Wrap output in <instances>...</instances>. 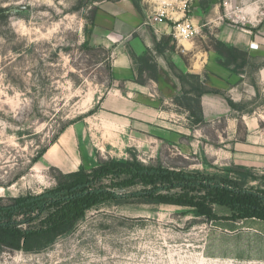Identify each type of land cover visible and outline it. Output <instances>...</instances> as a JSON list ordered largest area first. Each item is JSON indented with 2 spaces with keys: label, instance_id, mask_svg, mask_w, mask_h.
<instances>
[{
  "label": "rangeland",
  "instance_id": "rangeland-1",
  "mask_svg": "<svg viewBox=\"0 0 264 264\" xmlns=\"http://www.w3.org/2000/svg\"><path fill=\"white\" fill-rule=\"evenodd\" d=\"M109 1L116 0H0V196L6 200L56 187L61 172L81 164L90 169L111 159L216 172L208 169L214 166L212 160L200 153L184 157L157 143L128 145L97 121L100 98L114 83L112 45L102 43L104 34L96 24L101 4ZM135 2L152 15L164 11V19L172 18L173 24L175 18H190L194 7L204 6L214 19L226 14V24L249 22L245 7L264 16V0ZM207 20L199 23L201 30L193 39L203 48H214ZM168 36L176 49L177 38ZM70 126L73 146L62 153L59 165L41 163L43 156L33 163ZM203 131L216 137L212 126ZM135 188L140 187L128 190ZM131 200L93 208L74 229L44 248L27 251L0 245V264H264L226 260L230 254L257 255L256 248L235 252L231 242L226 243L222 227L232 214L228 206L214 204L222 219L210 220L189 206Z\"/></svg>",
  "mask_w": 264,
  "mask_h": 264
},
{
  "label": "crops",
  "instance_id": "crops-1",
  "mask_svg": "<svg viewBox=\"0 0 264 264\" xmlns=\"http://www.w3.org/2000/svg\"><path fill=\"white\" fill-rule=\"evenodd\" d=\"M243 12L249 18L247 23L226 24V14L214 19L207 8L202 7L198 10L194 7L189 18L198 26L203 18L208 19L211 29L208 37L214 36L248 53V64L234 71V65L228 68L219 63L220 55L215 48L211 45L203 48L195 39H177L176 49L158 53L155 41L173 34L171 18L154 22L152 13L147 9L140 13L132 0L101 4L96 24L104 34L102 43L112 45L114 77L112 87L99 101L97 121L103 130L110 129L117 140H125L128 145L157 143L184 157L200 153L201 157L204 155L212 160L214 166L208 169L214 167L219 171L245 166L264 174V16L257 17L256 10L253 12L251 7H245ZM252 43L258 48H251ZM148 49L156 55L158 79L145 72V81L140 82L130 50L141 54ZM182 53H190V57L185 59ZM171 64L178 70L197 73L203 78L207 76L206 85L219 90L202 95L204 123L201 125H193L187 110L177 109L174 98L182 93V83ZM252 64L258 67L253 68ZM229 99L237 106H232ZM204 126L216 130L214 139L203 131ZM73 129L70 126L61 133L58 141L43 155L41 163L59 165L62 153H69L73 146ZM67 133L64 143L62 139ZM263 223L264 219L255 217L227 220L226 227H222L226 229V243L231 242L235 252L256 248L257 255L230 254L226 255V260L263 263Z\"/></svg>",
  "mask_w": 264,
  "mask_h": 264
},
{
  "label": "trees",
  "instance_id": "trees-1",
  "mask_svg": "<svg viewBox=\"0 0 264 264\" xmlns=\"http://www.w3.org/2000/svg\"><path fill=\"white\" fill-rule=\"evenodd\" d=\"M133 2L137 10L143 13L142 7L135 0ZM169 37L163 36L155 41L158 53L174 49L170 46ZM209 38L220 55V64L228 68L234 65V71L248 64L246 51L214 36L210 35ZM130 54L136 65L138 81H145V72L158 79V62L151 49L141 54L130 50ZM171 66L182 83V93L174 98V102L189 111L194 119L193 125L204 123L201 97L206 92L219 90L206 85L207 76L203 78L197 73L178 70L174 64ZM252 66L258 67L256 64ZM229 102L237 106L231 99ZM58 138L56 136L51 144ZM48 148L40 151L33 163L39 161ZM61 173L62 178L56 187L9 200L0 196V245L27 251L44 248L58 236L74 229L93 208L124 204L131 199L144 203L189 206L197 216L210 220L222 219L214 211V204L225 205L232 210L228 219H264V174L258 175L245 166L209 172L170 168L162 164L147 165L138 160L111 159L90 169L81 165L77 170ZM253 182H260L259 186ZM131 187L140 188L129 191Z\"/></svg>",
  "mask_w": 264,
  "mask_h": 264
},
{
  "label": "built area",
  "instance_id": "built-area-1",
  "mask_svg": "<svg viewBox=\"0 0 264 264\" xmlns=\"http://www.w3.org/2000/svg\"><path fill=\"white\" fill-rule=\"evenodd\" d=\"M165 12H158L156 15H152L151 19L154 22H162L164 21V16H165ZM175 18V16H174ZM172 19V18H171ZM173 35L178 39H193L199 32H200V26L195 25L192 23L191 20H189V18H183V17H177L174 20V24H173ZM251 48H258V45L255 43L251 44Z\"/></svg>",
  "mask_w": 264,
  "mask_h": 264
},
{
  "label": "bare ground",
  "instance_id": "bare-ground-1",
  "mask_svg": "<svg viewBox=\"0 0 264 264\" xmlns=\"http://www.w3.org/2000/svg\"><path fill=\"white\" fill-rule=\"evenodd\" d=\"M163 2H166V1H163ZM184 40H187V39H184Z\"/></svg>",
  "mask_w": 264,
  "mask_h": 264
}]
</instances>
